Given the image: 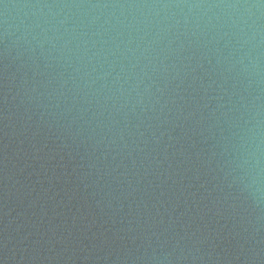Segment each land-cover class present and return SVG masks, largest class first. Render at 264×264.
I'll list each match as a JSON object with an SVG mask.
<instances>
[{"label":"water","instance_id":"water-1","mask_svg":"<svg viewBox=\"0 0 264 264\" xmlns=\"http://www.w3.org/2000/svg\"><path fill=\"white\" fill-rule=\"evenodd\" d=\"M143 264H264V12Z\"/></svg>","mask_w":264,"mask_h":264}]
</instances>
